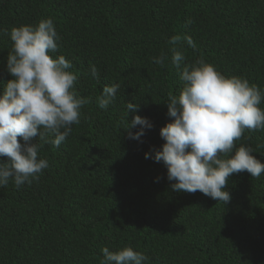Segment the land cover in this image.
Returning a JSON list of instances; mask_svg holds the SVG:
<instances>
[{"label": "trees", "instance_id": "1", "mask_svg": "<svg viewBox=\"0 0 264 264\" xmlns=\"http://www.w3.org/2000/svg\"><path fill=\"white\" fill-rule=\"evenodd\" d=\"M45 18L60 37L50 55L71 62L76 90L93 102L59 147L37 139L49 163L38 180L0 187V264H100L103 247L125 246L146 264H264V174L231 175L223 204L173 191L163 163L144 155L164 143L167 94L184 83L171 63L172 35L194 41L178 46L186 63L203 58L264 89V0H0V92L11 79L10 29ZM162 51L163 67L152 60ZM115 83V101L100 109L96 97ZM129 102L139 107L126 117ZM133 114L153 124L142 142L124 130ZM235 144L264 163V130L246 129Z\"/></svg>", "mask_w": 264, "mask_h": 264}, {"label": "clouds", "instance_id": "2", "mask_svg": "<svg viewBox=\"0 0 264 264\" xmlns=\"http://www.w3.org/2000/svg\"><path fill=\"white\" fill-rule=\"evenodd\" d=\"M191 23V21H189ZM8 35L12 50L6 58V70L11 79L0 92V187L11 181L17 187L39 179L49 167L47 159L39 158L41 143L59 147L80 123L81 108L92 103L76 90L78 76L70 71L72 64L63 55L53 57L60 47L54 21L45 18L35 25L13 26ZM186 41L196 45L191 36L172 35L168 44L172 65L179 69L184 82L178 94H167V115L172 119L159 129L164 143L151 147L146 159L163 163L173 191L196 193L227 204L231 194L226 190L228 178L241 172L259 178L264 163L244 145L236 146L245 130H264V89L246 78L225 76L203 58L186 63L178 46ZM169 53L162 51L153 63L163 67ZM89 75L98 78L92 65ZM120 85L105 86L95 103L107 109L115 99ZM139 104L126 105L129 111ZM139 126V127H137ZM152 122L133 114L127 119L128 138L142 142ZM136 128L135 132L131 129ZM18 137L20 140H18ZM21 140L23 143H21ZM100 264H146L148 257L125 246L116 251L101 249Z\"/></svg>", "mask_w": 264, "mask_h": 264}]
</instances>
